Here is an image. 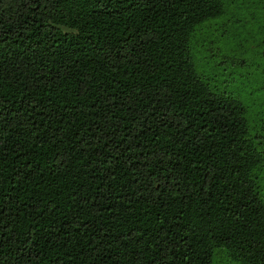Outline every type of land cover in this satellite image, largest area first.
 <instances>
[{
  "label": "trees",
  "instance_id": "1",
  "mask_svg": "<svg viewBox=\"0 0 264 264\" xmlns=\"http://www.w3.org/2000/svg\"><path fill=\"white\" fill-rule=\"evenodd\" d=\"M221 0H0V264H264L263 157L196 73Z\"/></svg>",
  "mask_w": 264,
  "mask_h": 264
},
{
  "label": "rangeland",
  "instance_id": "2",
  "mask_svg": "<svg viewBox=\"0 0 264 264\" xmlns=\"http://www.w3.org/2000/svg\"><path fill=\"white\" fill-rule=\"evenodd\" d=\"M222 12L197 24L189 39L196 73L215 93L245 108L249 138L263 163L254 175L264 201V0H221ZM212 264H239L216 247Z\"/></svg>",
  "mask_w": 264,
  "mask_h": 264
}]
</instances>
